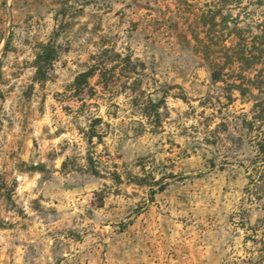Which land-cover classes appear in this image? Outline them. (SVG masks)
Instances as JSON below:
<instances>
[{
  "label": "rangeland",
  "instance_id": "obj_1",
  "mask_svg": "<svg viewBox=\"0 0 264 264\" xmlns=\"http://www.w3.org/2000/svg\"><path fill=\"white\" fill-rule=\"evenodd\" d=\"M209 7L228 20L211 35L200 20ZM236 25L251 42L264 0H0V142H15L1 155L37 172L48 146L70 172L56 181L50 167V187L64 193L32 205L48 236L44 264H180L168 258L203 239L225 246V264H264V165L243 122L253 101L234 91L230 103L203 55L238 47ZM150 99L159 124L144 112L155 114ZM158 180L165 189L152 196ZM19 185L0 205L22 213Z\"/></svg>",
  "mask_w": 264,
  "mask_h": 264
},
{
  "label": "crops",
  "instance_id": "obj_2",
  "mask_svg": "<svg viewBox=\"0 0 264 264\" xmlns=\"http://www.w3.org/2000/svg\"><path fill=\"white\" fill-rule=\"evenodd\" d=\"M3 144L4 146L2 147V142H0V196L9 192L8 184L11 180H20V188L18 189L16 187L12 192L16 193L19 190L21 193V195L19 194L21 198L16 202L20 204L23 212H16L10 208L6 209L0 205V264H44L49 259L48 236L46 231H43L42 215H38L37 210L34 212L32 205L36 200H38L41 206L48 204L50 191L51 195L56 197L64 193V189H59L58 184L56 189L52 188V186L50 187V181L46 174L48 169L54 166L51 172V179L58 181L61 175V180L63 181V175L66 172L70 173L64 169L66 159L59 153L50 158L45 154V149L49 147L44 146L41 157L39 158L43 167L37 172H18L14 168V160L9 156L1 155L2 148L10 151L15 148V142L9 140L6 143L3 142ZM2 166L3 170H1ZM30 183L31 186L29 187ZM260 210L264 212V208L258 207V211ZM262 216L264 225V213ZM34 228L36 238L33 237ZM256 231L258 232V230ZM34 241L38 243L36 247L39 248L36 254H33L30 250ZM259 241L263 242L259 239L253 240V242L245 240L242 244L248 247L249 242L254 243L253 248H256L259 245ZM186 242L187 248L182 255H175V257L172 256L168 259H173V261L179 260L180 264H225L226 259L232 256L225 251V246L220 245L219 248V244H216V246L210 247L205 239L198 241L195 245L193 241L186 240ZM168 245L171 248V242ZM235 253L236 250L234 251ZM241 259L243 258L238 257L239 261ZM163 260L165 259L163 258Z\"/></svg>",
  "mask_w": 264,
  "mask_h": 264
},
{
  "label": "trees",
  "instance_id": "obj_3",
  "mask_svg": "<svg viewBox=\"0 0 264 264\" xmlns=\"http://www.w3.org/2000/svg\"><path fill=\"white\" fill-rule=\"evenodd\" d=\"M224 7H209L201 14L202 26H207V32L210 35L215 32L216 27L219 24L228 26L227 17L222 15ZM222 16L221 20L218 21V16ZM263 29L258 33L249 31L251 34V42H249L248 33L236 25L232 28V31L236 30L240 39L238 47H212L208 45L203 51L204 58L210 60L213 63L212 78L215 81H222L226 84L227 94L226 97L231 103L234 100L233 93L238 91L243 101H253L252 106V119H244V125L250 131L257 132V147H258V159L264 165V25H261ZM194 36L199 40L198 35L194 31ZM212 40V41H211ZM210 43L214 41L212 38ZM131 60V57H127ZM98 67L93 66L90 69L80 73L75 79V85L81 87L89 84V78L92 77ZM229 71H226V70ZM104 75V74H102ZM1 76V66H0ZM254 90L258 91V94H254ZM150 105L153 107V115L147 111V107L144 110L146 115L150 118H156L155 124H159L158 120L161 117L159 111L160 102H154L152 99L149 100ZM101 121L100 119L98 120ZM98 133L90 135V140L93 136ZM99 135V134H98ZM100 136V135H99ZM95 174H100L98 170H93ZM264 176V175H263ZM155 184L158 185L155 188ZM155 184H149L152 196L158 191L165 189V184L161 180L156 181ZM153 198V197H152Z\"/></svg>",
  "mask_w": 264,
  "mask_h": 264
}]
</instances>
